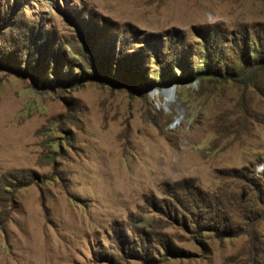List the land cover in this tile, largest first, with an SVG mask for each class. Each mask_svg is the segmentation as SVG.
Instances as JSON below:
<instances>
[{"label": "rangeland", "instance_id": "374dc122", "mask_svg": "<svg viewBox=\"0 0 264 264\" xmlns=\"http://www.w3.org/2000/svg\"><path fill=\"white\" fill-rule=\"evenodd\" d=\"M262 59L264 0H0V264H264Z\"/></svg>", "mask_w": 264, "mask_h": 264}, {"label": "trees", "instance_id": "16d2710c", "mask_svg": "<svg viewBox=\"0 0 264 264\" xmlns=\"http://www.w3.org/2000/svg\"><path fill=\"white\" fill-rule=\"evenodd\" d=\"M262 62H264V60L262 59ZM261 175H263V174H261ZM236 178H238L239 176H235ZM264 177V176H263ZM239 179H244L245 180V178H239ZM248 180V179H247ZM247 180H245L249 185H250V187L252 188V189H255V191L257 192V194L259 195V197H258V199H257V203L260 205V206H262V207H264V183H261V182H257V181H255V180H250V181H247ZM3 187H5V189L6 188H8L6 185L5 186H3ZM0 192H1V190H0ZM1 208V207H0Z\"/></svg>", "mask_w": 264, "mask_h": 264}, {"label": "bare ground", "instance_id": "6f19581e", "mask_svg": "<svg viewBox=\"0 0 264 264\" xmlns=\"http://www.w3.org/2000/svg\"><path fill=\"white\" fill-rule=\"evenodd\" d=\"M165 94H166V97L169 98L170 95L172 94V90H170V89L167 88V89L165 90ZM169 101H171V100H168V102H169Z\"/></svg>", "mask_w": 264, "mask_h": 264}]
</instances>
